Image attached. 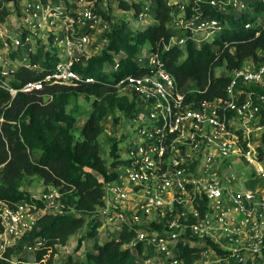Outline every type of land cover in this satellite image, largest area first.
<instances>
[{
    "label": "built area",
    "instance_id": "built-area-1",
    "mask_svg": "<svg viewBox=\"0 0 264 264\" xmlns=\"http://www.w3.org/2000/svg\"><path fill=\"white\" fill-rule=\"evenodd\" d=\"M125 1L139 5L134 15L139 20L153 13L156 2ZM165 1L173 15L168 23L173 32L170 41L180 49L188 40L197 47L210 43L228 26L205 14L202 4L236 17L245 14L244 28L256 35L264 30V10L255 7L258 2L264 7V0ZM3 4L8 15L0 19V87L11 99L18 92L40 91L45 85L94 81L73 66L91 56V32L96 31L100 39L114 19L96 12L88 0ZM36 48L55 56L52 66L42 78L13 86L19 67L45 71L29 57ZM134 60L144 71L126 74L114 86L118 92L126 89L119 94L134 99L135 106L127 114V131L117 139V164L111 169L115 176L104 182L103 202L91 217L103 220L104 228L122 224L133 229L135 237L128 246H151L160 255L156 264H183L174 250L179 241H187V235L213 242L237 262L264 264V48L229 70L224 96L212 98L199 97L204 90L181 89L165 62L150 49ZM117 62L118 57L111 69L117 68ZM239 172L248 173L253 181L261 179L263 187L242 188L250 179ZM61 195L59 187H52L32 196L42 207L24 199L13 204L0 199V254L41 214L65 213ZM152 222L163 226L153 228ZM26 249L32 251L33 245Z\"/></svg>",
    "mask_w": 264,
    "mask_h": 264
},
{
    "label": "trees",
    "instance_id": "trees-1",
    "mask_svg": "<svg viewBox=\"0 0 264 264\" xmlns=\"http://www.w3.org/2000/svg\"><path fill=\"white\" fill-rule=\"evenodd\" d=\"M5 1L8 0H0V19L8 15L3 4ZM88 1L94 3L96 12L110 18L98 7L101 0ZM118 6L134 15L140 10L137 3L125 0H119ZM255 7L264 10L263 5L255 4ZM202 11L228 26L210 43H202L199 47L188 40L185 55L170 41L173 35L168 26L173 16L171 7L165 0H156L153 5L155 24L134 30L128 27L127 20L114 21L110 23V29L100 36V40L105 39L107 43L101 52L91 55L84 63L81 60L74 64L75 70L92 76L93 82L82 81L75 86L45 85L40 91L18 92L12 99L8 91L0 87V199L10 204L24 199L42 207L39 200L21 189L25 175H38L45 186L59 187L65 207V213L41 214L30 230L0 254V264H52L56 246L64 245L69 236L84 226L86 216H91L95 207L103 202L104 182L115 176L111 169L117 164L118 140L110 138L108 155L111 162L107 164L100 153L98 137L104 131L102 122L106 115L116 110L129 114L133 110L134 99L119 94L114 84L126 74L144 71L134 60L144 45L148 44L150 50L160 56L181 89L204 90L198 94L204 98L224 96L229 70L242 66L264 48V30L256 35L254 30L245 29L243 25L248 20L245 14L236 17L220 13L207 4H202ZM216 45L219 47L214 51L213 46ZM29 57L32 63L45 67V71L19 67L11 82L13 86L42 78L46 68L51 67L55 60L54 55L43 54L40 48L31 52ZM116 57L117 68L106 72L105 64H114ZM219 66L224 67L227 73L216 75L215 69ZM79 94L93 99L91 112L77 128L76 117L68 111V106L71 99ZM199 211L204 214L203 206H199ZM162 224L152 222L151 226L161 229ZM100 225L101 221L97 219L88 227L84 236L94 239L93 250H87L79 264H145L150 259L151 246L144 250L138 243V257L128 246L135 237L133 229L123 227L117 237L109 236L98 243L96 237ZM2 231L0 222V234ZM187 238L196 240L190 235ZM28 245H33V259L18 257L14 260ZM199 246L179 241L174 251L183 264H193L208 246L221 258V264H233L235 261L228 251L209 240L206 245ZM237 264L253 263L247 260Z\"/></svg>",
    "mask_w": 264,
    "mask_h": 264
},
{
    "label": "rangeland",
    "instance_id": "rangeland-1",
    "mask_svg": "<svg viewBox=\"0 0 264 264\" xmlns=\"http://www.w3.org/2000/svg\"><path fill=\"white\" fill-rule=\"evenodd\" d=\"M119 0H101V3L98 5L100 9H102L106 14L108 13L112 19L115 21H121L122 19L127 20L128 27L130 29H137V30H143L147 26L155 24L156 21L153 18V13H150L148 17L144 20H139L136 18L131 11H123L118 6ZM257 4L260 5L258 2ZM11 8H14L15 6H9ZM9 12H11L9 10ZM14 12H11L10 14L13 15ZM11 19V18H10ZM99 34L96 33V31L91 32V40L93 44H91V55H96L101 52V49L105 47L107 44L106 41H101L98 38ZM147 49V46L143 47V50L145 51ZM183 50V55H185V49ZM111 66H108L107 69H111ZM227 73L224 67H217L215 69V74H222ZM126 89H119V93H126ZM93 98L85 97L83 94H79L77 96H74L70 104L68 106V111L72 112L74 116L76 117V127L80 128L83 121L86 119V117L91 112V101ZM103 126L104 131L99 135V150L101 155L106 160L107 164L111 162V158L108 155V148L110 146V138L118 139L124 133L127 131L128 126V115L125 114L123 111H113L110 112L108 115L105 116L103 119ZM241 176L247 177L250 176L248 173L245 172H239ZM247 179H250L248 182L242 183V188H249L254 189L255 186L258 184L255 181H253V178L247 177ZM257 180V179H256ZM54 186H45L43 183V180L38 175H25L21 181V189L25 192H27L31 197H37L42 192L46 191L49 188H52ZM99 218L86 216L85 224L80 229H78L75 233H73L71 236L68 237V240L64 245H57L56 249L57 252L54 254L52 258V262L55 264H79V258L85 257V252L89 249H92V244L94 239L85 237L86 231L88 227L91 225L93 221H96ZM114 227V228H113ZM122 227V224L120 226H117L115 228V225L113 226H107V232L104 228L103 220H101V225L98 228V233L96 240L98 243H102L105 239L107 234H110L111 237H116L119 233L120 229ZM126 227V226H123ZM122 227V228H123ZM127 228V227H126ZM187 239V237H186ZM188 241V239H187ZM193 244L196 245H203L206 243L204 238H198L196 240H191ZM133 253L137 255V248L134 245L129 246ZM200 247V246H199ZM87 249V250H86ZM142 249H144L142 247ZM145 250V249H144ZM144 252L141 253L143 255ZM160 258V255L151 248V255L150 259L145 261V264H156V261ZM200 261H202V264H221L222 261L214 253V251L208 246L207 249L203 252L202 256L196 260V264H201ZM204 261V262H203ZM206 261V262H205ZM226 264V263H224ZM233 264H237L236 261H233Z\"/></svg>",
    "mask_w": 264,
    "mask_h": 264
},
{
    "label": "crops",
    "instance_id": "crops-1",
    "mask_svg": "<svg viewBox=\"0 0 264 264\" xmlns=\"http://www.w3.org/2000/svg\"><path fill=\"white\" fill-rule=\"evenodd\" d=\"M144 46H147V49L144 51L143 50V48H142V50H141V53H146L149 49H150V47H149V45L148 44H146V45H144ZM143 46V47H144ZM123 56V55H122ZM108 66H110V65H108V64H105V66H104V70L106 71V72H108V71H110V69H107V67ZM85 121V120H84ZM83 121V122H84ZM98 140H99V137H98ZM25 177V176H24ZM105 230H106V232H107V226L105 227ZM120 232V231H119ZM118 235V234H117ZM110 236V234H107V236L106 237H109ZM5 237V236H4ZM111 237V236H110ZM117 237V236H116ZM15 243H12L11 244V246H13ZM93 244H94V241H93ZM93 244H92V249L90 250V251H92L93 250ZM8 247H10V246H8ZM87 250V249H86ZM89 250V249H88ZM18 257H27L28 259H30V260H32L33 259V254L31 253V251H28L27 249H25L22 253H20L18 256H15L13 259L15 260V259H17ZM84 259V257H81V258H79V261H82ZM79 263V262H78ZM52 264H55V261H54V263L52 262Z\"/></svg>",
    "mask_w": 264,
    "mask_h": 264
},
{
    "label": "bare ground",
    "instance_id": "bare-ground-1",
    "mask_svg": "<svg viewBox=\"0 0 264 264\" xmlns=\"http://www.w3.org/2000/svg\"><path fill=\"white\" fill-rule=\"evenodd\" d=\"M254 181H255L256 183H258V184L255 186V188H256V187H263V183H262V180H261V179L257 178V180L255 179Z\"/></svg>",
    "mask_w": 264,
    "mask_h": 264
}]
</instances>
